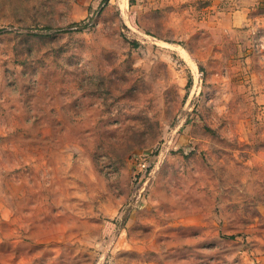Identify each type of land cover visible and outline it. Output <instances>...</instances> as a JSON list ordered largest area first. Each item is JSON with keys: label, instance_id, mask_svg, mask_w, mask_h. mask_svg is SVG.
Segmentation results:
<instances>
[{"label": "rangeland", "instance_id": "rangeland-1", "mask_svg": "<svg viewBox=\"0 0 264 264\" xmlns=\"http://www.w3.org/2000/svg\"><path fill=\"white\" fill-rule=\"evenodd\" d=\"M217 10L0 0V264H264V26Z\"/></svg>", "mask_w": 264, "mask_h": 264}, {"label": "crops", "instance_id": "crops-1", "mask_svg": "<svg viewBox=\"0 0 264 264\" xmlns=\"http://www.w3.org/2000/svg\"><path fill=\"white\" fill-rule=\"evenodd\" d=\"M210 4L214 10L218 7L217 12L221 15L217 22L225 27L241 26L253 15L255 21L264 26V0H210Z\"/></svg>", "mask_w": 264, "mask_h": 264}]
</instances>
